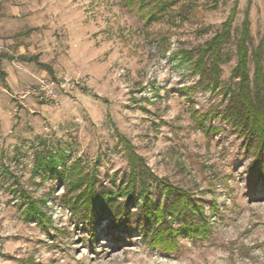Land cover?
<instances>
[{"label": "rangeland", "instance_id": "rangeland-1", "mask_svg": "<svg viewBox=\"0 0 264 264\" xmlns=\"http://www.w3.org/2000/svg\"><path fill=\"white\" fill-rule=\"evenodd\" d=\"M245 20L253 79L259 48L264 70V0H0V56L8 59H0V264H264V183L251 178L243 138L217 118L237 88ZM230 21L214 91L181 54L193 51L195 61ZM64 76L73 83L57 101L38 95L41 81ZM132 154L203 206L207 240L179 234L169 253L147 246L135 222L129 234L103 222L91 238L64 204L78 193L74 163L115 196ZM48 155L65 160L60 174L35 171ZM154 177L147 185L157 202ZM29 200L51 226L26 219Z\"/></svg>", "mask_w": 264, "mask_h": 264}, {"label": "trees", "instance_id": "trees-1", "mask_svg": "<svg viewBox=\"0 0 264 264\" xmlns=\"http://www.w3.org/2000/svg\"><path fill=\"white\" fill-rule=\"evenodd\" d=\"M233 15L235 16V13H232ZM230 23L231 21L225 23L224 30L206 43L205 47L198 49V58L195 61H193V51H184L181 54L183 59L190 62V67L195 74L207 78V89L211 88L215 91L218 88L220 76L218 60L224 46L231 39ZM249 39L248 21L245 20L238 40V62L233 71L234 77L238 79L237 88L228 91L226 94L229 96L228 105L217 115V118L220 117L230 124L243 138L247 149L253 155L251 178L256 183L259 181L264 183V70L259 48L253 55L255 70L253 79L250 78L247 45ZM6 58V55L0 56V59ZM5 78L6 75L1 70L0 64V79L5 82ZM64 161L52 155L39 158L35 171H45L48 175L55 176L60 174L58 166ZM128 163L129 180L125 181L126 186L115 196L105 188L98 190L93 176L83 174V171L79 169V163H74L69 180L73 190L78 193L71 201H65L64 204L69 206L72 214H76L78 219L86 224L92 239H95L103 222L107 223V227L122 234L131 233L134 228L133 222H135L147 246L160 248L169 253L178 249L179 234L199 241L208 239L211 234V225L203 206L198 201L187 192L172 186L167 180L154 177L142 158L132 154ZM152 177L161 189L160 199L157 202L150 195L147 185ZM137 187H139L140 203H135L137 210L132 212L129 206L137 199ZM117 196L125 197L126 201L119 202ZM210 209L216 210L215 203L211 204ZM24 214L27 220L33 218L42 226H51L41 206L32 200H29ZM176 221L178 224L175 226ZM119 238L123 239L122 236Z\"/></svg>", "mask_w": 264, "mask_h": 264}, {"label": "built area", "instance_id": "built-area-1", "mask_svg": "<svg viewBox=\"0 0 264 264\" xmlns=\"http://www.w3.org/2000/svg\"><path fill=\"white\" fill-rule=\"evenodd\" d=\"M72 83L73 79L70 76H64L57 82L41 81L37 87V93L41 98L54 102L58 100V91Z\"/></svg>", "mask_w": 264, "mask_h": 264}, {"label": "crops", "instance_id": "crops-1", "mask_svg": "<svg viewBox=\"0 0 264 264\" xmlns=\"http://www.w3.org/2000/svg\"><path fill=\"white\" fill-rule=\"evenodd\" d=\"M3 60H4V59H3ZM3 60H2V61H3ZM5 60H8V59L6 58ZM0 64H1V67L3 68L2 62H1ZM2 71H4V69H2ZM4 73H5V75H7L6 71H4ZM5 80H6V78H5Z\"/></svg>", "mask_w": 264, "mask_h": 264}]
</instances>
